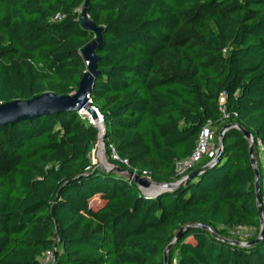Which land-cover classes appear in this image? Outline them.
<instances>
[{"label": "trees", "instance_id": "obj_1", "mask_svg": "<svg viewBox=\"0 0 264 264\" xmlns=\"http://www.w3.org/2000/svg\"><path fill=\"white\" fill-rule=\"evenodd\" d=\"M84 8L102 28L90 100L110 161L176 182L202 127L217 136L235 123L252 135L262 190L264 0H0V102L77 89L95 36L79 22ZM98 136L75 111L0 125V264H40L48 251L47 264H164L184 226L168 264H264L240 130H224L218 162L155 196L92 164ZM237 226L252 234L234 237Z\"/></svg>", "mask_w": 264, "mask_h": 264}, {"label": "water", "instance_id": "obj_2", "mask_svg": "<svg viewBox=\"0 0 264 264\" xmlns=\"http://www.w3.org/2000/svg\"><path fill=\"white\" fill-rule=\"evenodd\" d=\"M79 22L81 26L89 29L91 32L95 34L94 38L88 42L82 49L81 54L85 60L86 71L81 77L78 87L76 90L69 94H56L50 91L44 92L42 94L36 95L29 99H14L8 102H0V125L13 123L17 120L33 118L36 116L55 113L59 111H75L81 112L84 115H87L90 119V122L100 130L92 120L100 118L102 120V116L99 114L98 110L91 104L90 94L93 88L95 76L97 75V60L98 56L96 54V50L99 48L102 42V28L100 26H96L91 20L88 19L87 10L84 8L81 12V16L79 18ZM235 127L242 132L245 138L249 140V157L250 162L254 167L255 171V193H256V206L258 211L259 223H260V232L259 236L254 240L257 241L262 238L264 234V220L262 217V206H261V197H260V184L258 177V169L256 166V160L253 155L254 142L251 133L242 127L239 124L229 123L224 125V127L220 130L218 134V141L223 146V133L226 128ZM104 123L102 120V131L99 133L98 139L99 143L104 145ZM221 151H219L216 157L210 161L202 165L201 167L192 170L187 173L184 177L180 178L176 182H155L151 181L145 176L139 175L133 171H128L129 174L134 179V182L139 185V187L147 194L151 196H155L157 193L162 191H167L175 188L177 185L186 181L192 177H195L208 169L210 166L215 164L220 160ZM104 170H115L117 172L123 171V169L119 165H110V168H104ZM200 227L206 228L213 236H218L216 231L209 225L199 224ZM186 226L182 227L178 233L175 234L173 240L167 245L164 251L163 263L168 264L167 253L171 247V245L176 241L179 237L181 231ZM227 241H231L234 244H239L240 242L236 239H227ZM252 243V241H248L247 244Z\"/></svg>", "mask_w": 264, "mask_h": 264}, {"label": "built area", "instance_id": "obj_3", "mask_svg": "<svg viewBox=\"0 0 264 264\" xmlns=\"http://www.w3.org/2000/svg\"><path fill=\"white\" fill-rule=\"evenodd\" d=\"M223 101V98H221ZM224 112V110L222 109ZM223 146L219 143L218 137L210 123H207L202 127L197 144L194 150L184 159L176 161L175 164V172L176 175L184 177L187 173L191 172L203 159H208L207 162L212 161L219 151H222ZM264 150V147H262ZM264 158V154H263ZM206 162V163H207ZM262 168L264 170V162L262 164ZM146 177V176H145ZM130 179H133L131 177ZM264 183V178H263ZM261 197V206L263 209L262 217L264 220V187L260 190ZM251 228L237 226L231 229V234L234 237H240V239L244 240L248 236H250ZM53 254L51 251H48L44 254V256L40 260V264H47L51 261Z\"/></svg>", "mask_w": 264, "mask_h": 264}, {"label": "rangeland", "instance_id": "obj_4", "mask_svg": "<svg viewBox=\"0 0 264 264\" xmlns=\"http://www.w3.org/2000/svg\"><path fill=\"white\" fill-rule=\"evenodd\" d=\"M80 16H81V12H80ZM80 18V17H79ZM214 130L216 129V127L213 128ZM220 132V131H219ZM218 133V132H217ZM219 134V133H218ZM218 134H217V137H218ZM99 140V139H98ZM98 143V141H97ZM97 143L94 145L92 151H91V162L92 164L96 165L99 169H103L104 168H110V165H115V163H113L112 161H110V158L109 156L107 155V152H106V149H105V145L102 146L103 150H102V153H103V156H104V163L102 162L101 160V157L98 155V157L95 155L94 153V149L97 145ZM100 147V146H99ZM101 148V147H100ZM101 148V149H102ZM259 152L261 153V155L263 156L264 154V150L262 147L259 148ZM115 157V156H113ZM102 164V165H101ZM104 165V166H103ZM109 171H115V170H109ZM120 174H123L125 176H128L129 178H131V174H129L127 171H121L119 172ZM147 177V176H146ZM148 179H150L149 177H147ZM134 180V179H133ZM151 180V179H150ZM153 181V180H151ZM100 200L96 197L94 200L92 199L91 200V204L94 205V206H98L100 204Z\"/></svg>", "mask_w": 264, "mask_h": 264}, {"label": "bare ground", "instance_id": "obj_5", "mask_svg": "<svg viewBox=\"0 0 264 264\" xmlns=\"http://www.w3.org/2000/svg\"><path fill=\"white\" fill-rule=\"evenodd\" d=\"M92 122L100 129L99 130V133L102 131V120H101V117L100 118H97V119H94L92 120ZM102 148V145L99 143V140H98V143L96 145V148H95V155L98 157V155L101 157V160L102 162L104 163V156H103V153H102V150L103 148L101 149L100 147ZM102 165V164H101ZM104 166V165H103ZM105 167V166H104Z\"/></svg>", "mask_w": 264, "mask_h": 264}]
</instances>
